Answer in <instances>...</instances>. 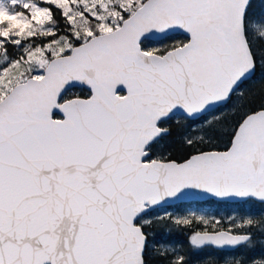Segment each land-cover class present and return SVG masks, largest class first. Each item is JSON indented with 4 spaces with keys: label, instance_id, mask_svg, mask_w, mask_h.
Returning <instances> with one entry per match:
<instances>
[{
    "label": "snow or ice",
    "instance_id": "snow-or-ice-1",
    "mask_svg": "<svg viewBox=\"0 0 264 264\" xmlns=\"http://www.w3.org/2000/svg\"><path fill=\"white\" fill-rule=\"evenodd\" d=\"M257 16L253 0H0V264H189L163 222L202 224L193 249L251 246L264 216L150 214L264 203V84L242 88L264 67ZM178 116L192 125L170 140Z\"/></svg>",
    "mask_w": 264,
    "mask_h": 264
},
{
    "label": "flooded vegetation",
    "instance_id": "flooded-vegetation-1",
    "mask_svg": "<svg viewBox=\"0 0 264 264\" xmlns=\"http://www.w3.org/2000/svg\"><path fill=\"white\" fill-rule=\"evenodd\" d=\"M258 6H262L261 0H256L253 4V8L256 12H258ZM80 91V88H76V92ZM182 118L184 117L178 116L175 117L174 120H180ZM155 212H160L162 214L172 213L173 215H188L190 213H195L197 215L203 214L220 219L224 226L227 227L230 224V221L228 220L229 217L244 218L251 216L259 218L264 216V203H260L255 200L224 201L209 198L203 201H188L161 207L156 209L154 213ZM199 225L202 226L203 229L204 226L202 224ZM253 231V243L251 246L244 245L226 249H217L214 246H205L202 249H197L205 252L202 256H200L201 258L199 262L214 261L215 264H223V261L228 258L235 259L242 256L252 259L264 258V231H261L259 228L254 229ZM168 244L171 246L178 245L171 243ZM197 262L198 261H194L192 264H197Z\"/></svg>",
    "mask_w": 264,
    "mask_h": 264
},
{
    "label": "trees",
    "instance_id": "trees-1",
    "mask_svg": "<svg viewBox=\"0 0 264 264\" xmlns=\"http://www.w3.org/2000/svg\"><path fill=\"white\" fill-rule=\"evenodd\" d=\"M255 2L256 0H253V4ZM184 36L185 35L183 34H174L170 37V39L165 40L164 43H171L173 40L183 39ZM148 46L152 47L156 45L153 43H149ZM262 84H264V67L258 65L254 76L248 81L244 82L242 88L249 90H256L259 89ZM75 92H76V88H75ZM70 93H74V92L70 91ZM236 118H237L236 115H234L231 111L227 113V119L222 123V125L218 129V135H220L222 139L228 138V132L231 130V125ZM175 121L177 120H174L171 123L172 134L171 137L169 138L170 140H175L182 132L187 130V126L192 125L191 121H185L184 118L178 120L179 123H176ZM153 213H151L150 215L154 216ZM201 229L202 226H200L199 223L196 222H193L192 226L190 227L176 226L170 222H163V223L154 224L151 228V231L154 233L157 241L166 244L171 243L182 246L185 254L189 258V264H192L194 261H199L201 258L200 256H202L205 252H202L197 249H193L189 245L188 237L193 233V231L201 230Z\"/></svg>",
    "mask_w": 264,
    "mask_h": 264
},
{
    "label": "water",
    "instance_id": "water-1",
    "mask_svg": "<svg viewBox=\"0 0 264 264\" xmlns=\"http://www.w3.org/2000/svg\"><path fill=\"white\" fill-rule=\"evenodd\" d=\"M174 34H183V35H185L186 36V33H183L182 31H177L176 33H174ZM173 34V35H174ZM255 74V73H254ZM254 74H253V76H254ZM252 76V77H253ZM251 77V78H252ZM248 81V80H247ZM246 82V81H245ZM75 89V88H74ZM71 90H73V89H70L69 91H71ZM121 93H123V92H125L126 90L123 88V86H120V88L118 89ZM181 117H183V116H181ZM206 199H209L208 197H204V196H195V197H190V198H188V199H185V200H180V201H172V202H170V203H165V204H162V205H160L159 207H157L156 209H158V208H161V207H165V206H170V205H175V204H178V203H181V202H188V201H203V200H206ZM224 201H245V200H234V199H229V200H224ZM155 209V210H156Z\"/></svg>",
    "mask_w": 264,
    "mask_h": 264
},
{
    "label": "rangeland",
    "instance_id": "rangeland-1",
    "mask_svg": "<svg viewBox=\"0 0 264 264\" xmlns=\"http://www.w3.org/2000/svg\"><path fill=\"white\" fill-rule=\"evenodd\" d=\"M262 1V6H258L257 7V11L260 12V11H264V0H261ZM253 23L256 25V28H255V31L257 33H260V32H264V17H259L257 16L254 20H253ZM71 92H75V89L72 90ZM154 216L155 215H163L162 213L160 212H155L153 213ZM189 215V214H188ZM179 216H187V215H179Z\"/></svg>",
    "mask_w": 264,
    "mask_h": 264
}]
</instances>
